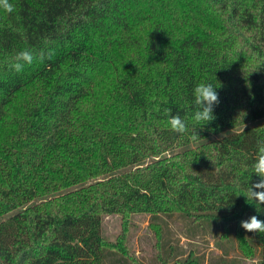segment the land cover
<instances>
[{"label":"trees","instance_id":"obj_1","mask_svg":"<svg viewBox=\"0 0 264 264\" xmlns=\"http://www.w3.org/2000/svg\"><path fill=\"white\" fill-rule=\"evenodd\" d=\"M13 5L0 18V264H133L107 246L104 217L144 214L163 264H264V234L241 227L264 221L244 196L264 140V0ZM22 50L36 59L17 73ZM201 82L220 100L203 127ZM207 236V254L175 252Z\"/></svg>","mask_w":264,"mask_h":264},{"label":"clouds","instance_id":"obj_2","mask_svg":"<svg viewBox=\"0 0 264 264\" xmlns=\"http://www.w3.org/2000/svg\"><path fill=\"white\" fill-rule=\"evenodd\" d=\"M0 10L10 14L15 11V8L10 0H0ZM45 55H47L48 59H51L54 52L49 51L47 54L41 52L39 59L43 61ZM14 59L15 62L11 63L9 67L15 72L20 73L24 70L25 65H31L36 57L31 51L22 50L16 54ZM193 96L196 111L192 119L195 124L202 125L203 127L216 118L214 115V106L220 103L217 87L211 83L201 82L194 87ZM165 115L169 117L167 125L171 131L181 135L188 132V126L185 120L179 115H171V109H165ZM189 138L193 142L200 138L196 129L192 131ZM252 170L259 177V181L248 186L247 194L244 196L248 201L251 200L254 202L257 207V205H264V140L257 142V152L252 164ZM241 227L247 232L264 234V221L258 219L256 215L251 216L248 220L241 221Z\"/></svg>","mask_w":264,"mask_h":264},{"label":"rangeland","instance_id":"obj_3","mask_svg":"<svg viewBox=\"0 0 264 264\" xmlns=\"http://www.w3.org/2000/svg\"><path fill=\"white\" fill-rule=\"evenodd\" d=\"M10 2L14 4L15 0H10ZM0 18H6V12L3 10H0ZM92 106H94L93 103L86 107L91 108ZM150 217L147 214L104 217L103 229L107 246L116 249L119 245L120 248L126 250L133 264H163L161 254H164V251L158 236L155 234L156 227L152 228L150 225ZM173 233L178 238V231L174 230ZM164 238H167V235ZM164 241L162 240V242ZM214 242L213 238L207 236L206 239L198 240V242H187L183 239L181 243H178L175 240L173 245L177 248L175 252L182 248L187 251L193 249L202 254L205 252L207 254L210 252L209 249L214 247ZM242 256L245 264H255V258L252 256L246 254ZM185 257L187 255H183L181 258Z\"/></svg>","mask_w":264,"mask_h":264}]
</instances>
